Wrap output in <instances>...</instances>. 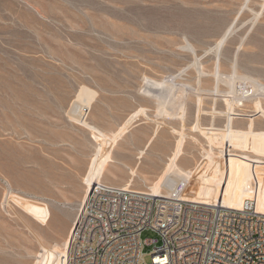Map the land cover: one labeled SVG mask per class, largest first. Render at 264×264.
Masks as SVG:
<instances>
[{
    "label": "rangeland",
    "instance_id": "1",
    "mask_svg": "<svg viewBox=\"0 0 264 264\" xmlns=\"http://www.w3.org/2000/svg\"><path fill=\"white\" fill-rule=\"evenodd\" d=\"M232 74L263 91L231 94L226 200L264 212V0H0V264L61 246L85 179L151 192L176 165L217 181Z\"/></svg>",
    "mask_w": 264,
    "mask_h": 264
},
{
    "label": "built area",
    "instance_id": "2",
    "mask_svg": "<svg viewBox=\"0 0 264 264\" xmlns=\"http://www.w3.org/2000/svg\"><path fill=\"white\" fill-rule=\"evenodd\" d=\"M96 183L89 191L69 250V264H264V214L254 198L240 208ZM156 240L142 241L143 231Z\"/></svg>",
    "mask_w": 264,
    "mask_h": 264
},
{
    "label": "bare ground",
    "instance_id": "3",
    "mask_svg": "<svg viewBox=\"0 0 264 264\" xmlns=\"http://www.w3.org/2000/svg\"><path fill=\"white\" fill-rule=\"evenodd\" d=\"M258 15L259 14H257V16ZM223 40H224V37L221 38V41L218 43V46L223 42ZM214 73L215 74H213L214 75L213 78L214 79L216 78L215 81H217V84H218L221 82L222 76L220 77L218 69H217V71L214 70ZM234 73H235V71H234ZM226 78H227L226 84H227V87H229V96L230 97H228L229 99L228 98L226 99V105L228 107V114H229V120H228L229 122L226 125L227 137H226L225 145H224V156H225L224 157L225 158L224 173L221 175V177L218 178L217 181H215L211 177V174L202 173L199 176H196V174H194L191 170H185L179 166L173 165L171 167L170 171L166 172L158 180V182H154L152 185L147 186L148 189L151 191V193L156 194V195L171 196V194H172L175 186L177 185V183L182 181L185 183V189L180 194L179 197H180V199H182L184 201L199 203V204H208V205L222 204L224 207L231 208V209L240 208L242 202L238 205L234 201V196L231 197L232 199L230 198L231 201L226 200L227 182L230 179V174H231V164H230V159H229V155H228V153L231 149V136H230V134L232 131V126L230 123L231 122L230 119H232L231 118L232 113H233L235 107L237 106L236 100L234 101L231 98V96H232L231 94L234 95L236 92H239L240 94H243V96L247 95V94L251 95L255 92H259L260 90L263 91V89H262V84H259L258 81H254V80L252 81L249 78H241V83H240L241 87H240V90L238 91L236 89V80L239 81L240 78L238 79L235 76V74H232L230 77H226ZM247 82L250 85H249V87L246 88V87H244L245 85L243 86V84L247 83ZM146 83L151 85L152 88L153 87H154V89L156 88L157 90L161 89L163 87L167 88L169 86L168 82L166 80L158 81V80H150V79L146 78ZM216 88H218V87L216 86ZM216 88H215V90H216ZM146 92H148V90ZM183 94H184V92H183ZM238 94H237L236 98L242 99V97H239ZM157 95H159V94H157ZM181 95H182V93H181ZM223 95H226V93H224ZM227 96L228 95H226L225 97H227ZM234 96H233V98H234ZM156 98H157L156 100H158L157 101V106H158L157 110L159 109L158 113L159 114L163 113V115H166L165 113H167L168 116L169 115L171 116V113H169L168 110L166 111V109L168 107H172L173 105H175L174 99H173L174 97H170L169 99H165V98L163 99V97H156ZM178 110H179V108H178ZM179 114H180V112H179ZM106 152H107V150H106ZM210 157L212 159L211 165H213L215 167L216 166L215 165L216 158H215V154H214L211 147H210ZM96 183H99V182L98 181L94 182L93 180L85 179V184H86L85 199H84V202L82 203V206L80 208V212H79L78 216L76 217L75 221L73 222L74 224L72 226L70 234L68 235V239L65 240L61 246H57L55 244V245L51 246L50 248H47L44 245L40 244V251L37 254V257H36L37 260H36L35 264H69V250H70L71 240H72L75 228H76V226H77V224H78V222L82 216V213L84 211L87 195H88L89 191L91 190V188ZM100 183H102V182H100ZM191 191L199 192L200 195L205 197L204 198L205 200L206 199H208V200H206V201L201 200L198 198V195H196L197 197L194 195H190ZM246 199H248V198H246ZM256 208H257V211L259 213L264 214V212L259 209L257 201H256Z\"/></svg>",
    "mask_w": 264,
    "mask_h": 264
}]
</instances>
